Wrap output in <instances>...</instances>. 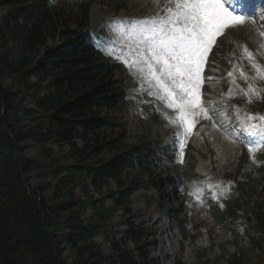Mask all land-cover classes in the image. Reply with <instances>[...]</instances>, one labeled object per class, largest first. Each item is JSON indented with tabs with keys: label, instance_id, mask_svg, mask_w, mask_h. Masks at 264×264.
Masks as SVG:
<instances>
[{
	"label": "trees",
	"instance_id": "trees-1",
	"mask_svg": "<svg viewBox=\"0 0 264 264\" xmlns=\"http://www.w3.org/2000/svg\"><path fill=\"white\" fill-rule=\"evenodd\" d=\"M64 1L73 3L75 14L66 12ZM1 5L9 13L0 24V264H158L148 249L155 243L149 228L130 221L118 241L108 225L118 209L131 216L129 196L145 176L159 181L153 185L162 209L173 211L177 199L160 147L123 145L125 130L112 114L124 97L116 77L120 64L96 48L87 30L92 1L0 0ZM28 98L32 107L23 105ZM27 142L38 148L36 159L26 155ZM134 168L138 180L130 173ZM30 174L50 180L45 187L33 185ZM108 181L116 191H103ZM87 182L97 197L87 193ZM260 184L247 189L241 204L255 218L247 233L256 244L264 222ZM96 235L109 242V254L93 240ZM66 249L74 256L71 263L61 260ZM240 253L233 252L226 264H244Z\"/></svg>",
	"mask_w": 264,
	"mask_h": 264
},
{
	"label": "rangeland",
	"instance_id": "rangeland-1",
	"mask_svg": "<svg viewBox=\"0 0 264 264\" xmlns=\"http://www.w3.org/2000/svg\"><path fill=\"white\" fill-rule=\"evenodd\" d=\"M61 4L66 12L72 9L74 14L76 13L77 9L73 7V3L64 1ZM8 13L9 10L1 5L0 24ZM162 14L163 9L157 7V0H93L88 14L87 27L91 31H98L102 36L105 43L102 47L104 52L114 58L117 51L125 67L123 74L119 71L116 73V77L124 82L125 98L119 108L112 112L118 118L122 131L125 130L123 145L132 147L146 141L161 142L162 150L166 154H163V158L169 163V176L175 179L177 185L174 189L178 200L172 207L173 211L169 212L162 209L160 192L153 185L159 181L149 182L147 176L142 178L129 196L131 216H124L122 209L114 211L108 221L110 232L114 233L115 239L120 238L130 221L135 226L151 229L158 240L157 247L151 250V254L158 264H226L228 254L237 246L244 254V264H264V222L260 229L258 228L261 237L258 238L259 244H256L247 236L246 231H243L244 217L240 216L241 218L234 222V227L230 224L222 227L219 222L222 218L213 215L212 205L203 199L204 194L200 192V189L204 188L208 191L211 201L217 198L215 202L220 203V210H227V206L233 203L232 197L235 198V193L230 191V188L227 191L229 181L246 176L252 178L253 183H257L260 175L264 174V148L254 153V162L248 152L249 143L243 141L238 131L240 126L247 122L246 117L249 115L245 101L237 102L241 99L237 94L240 83L225 84L226 71L234 62L250 66L255 62L264 69V36L260 35V31L264 30V7L260 15L245 19L243 25L227 26L223 34L215 37L201 71V106L206 113H201L194 119L190 134L184 133L182 127L169 122L175 112L156 96L149 95L147 83L137 73L130 71L124 61L130 49L135 47L136 25L132 21ZM244 47L253 54V60L247 58ZM9 83L10 79L6 78L4 85ZM216 104L222 106L218 113H214L213 109ZM23 105L32 107L29 98ZM178 133L180 135H177ZM181 140L184 141L182 148ZM27 144L30 145L29 142ZM244 149L245 163L238 173L236 171L243 159ZM37 150L38 148L31 144L26 150V155L36 159ZM156 172L159 170L152 171L154 175ZM130 173L136 180L140 178L137 168ZM166 174L167 172L164 175ZM49 180V177H30L33 185L44 187ZM87 183V193L97 197L93 187ZM108 188L116 191L111 181H108V187L103 188V191ZM75 194L82 200L86 199L80 189H76ZM45 195L48 196L49 191ZM226 200L227 206L224 203ZM111 204L112 199L107 198L106 205ZM90 212V209H86L85 216ZM237 212L241 214L240 211ZM209 214L213 220L207 217ZM173 215H176L177 219ZM252 225L257 224L251 216L249 231H252ZM230 228H235L237 237ZM93 240L100 245L104 254L110 253V244L105 238L96 235ZM127 247L133 248L130 241L127 242ZM61 260L71 263L74 256L66 249Z\"/></svg>",
	"mask_w": 264,
	"mask_h": 264
},
{
	"label": "snow or ice",
	"instance_id": "snow-or-ice-1",
	"mask_svg": "<svg viewBox=\"0 0 264 264\" xmlns=\"http://www.w3.org/2000/svg\"><path fill=\"white\" fill-rule=\"evenodd\" d=\"M157 7L163 9L162 15L132 21L136 25L135 47L124 61L130 71L147 83L148 94L156 96L175 112L169 122L190 134L194 119L206 113L201 106L200 93L205 58L215 37L223 34L227 26L245 23L243 15H234L244 5L240 0H157ZM260 35L264 36V30ZM243 51L250 61L253 60V54L246 47ZM251 67L255 78L264 80V69L255 62ZM240 75L246 81L252 79L243 70ZM241 92L248 103H252L253 96L264 98L261 96L264 89L251 82L247 90ZM253 120L258 122L250 123ZM246 121L238 131L257 138L248 144V152L255 162L254 153L264 148V115L249 114ZM180 146H184L183 140Z\"/></svg>",
	"mask_w": 264,
	"mask_h": 264
},
{
	"label": "bare ground",
	"instance_id": "bare-ground-1",
	"mask_svg": "<svg viewBox=\"0 0 264 264\" xmlns=\"http://www.w3.org/2000/svg\"><path fill=\"white\" fill-rule=\"evenodd\" d=\"M262 21V20H261Z\"/></svg>",
	"mask_w": 264,
	"mask_h": 264
}]
</instances>
